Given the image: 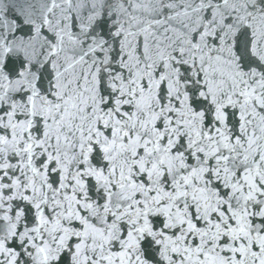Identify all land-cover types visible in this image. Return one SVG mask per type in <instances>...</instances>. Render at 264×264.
Wrapping results in <instances>:
<instances>
[{
  "label": "snow or ice",
  "instance_id": "snow-or-ice-1",
  "mask_svg": "<svg viewBox=\"0 0 264 264\" xmlns=\"http://www.w3.org/2000/svg\"><path fill=\"white\" fill-rule=\"evenodd\" d=\"M0 264H264V0H0Z\"/></svg>",
  "mask_w": 264,
  "mask_h": 264
}]
</instances>
